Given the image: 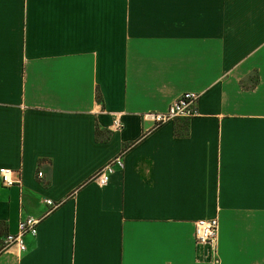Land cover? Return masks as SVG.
<instances>
[{"label": "crops", "instance_id": "obj_1", "mask_svg": "<svg viewBox=\"0 0 264 264\" xmlns=\"http://www.w3.org/2000/svg\"><path fill=\"white\" fill-rule=\"evenodd\" d=\"M2 167L0 264H264V0H0Z\"/></svg>", "mask_w": 264, "mask_h": 264}, {"label": "built area", "instance_id": "obj_2", "mask_svg": "<svg viewBox=\"0 0 264 264\" xmlns=\"http://www.w3.org/2000/svg\"><path fill=\"white\" fill-rule=\"evenodd\" d=\"M200 96L201 94L199 92H185L176 101H174L165 112H148L145 114V117L152 119L156 125L163 124L176 118L193 117L198 114V102ZM114 126L116 128H120L122 126L120 118H115ZM124 164L125 162L123 156H117L100 170H98V172L94 175V179L101 185H106L109 182L110 176L114 172V170L117 167H124ZM13 172V170H10L6 167L0 168V183L5 186H11L21 183V177H14ZM43 175V172H39L40 177H43ZM47 202L48 204L54 205L53 200H47ZM40 220V218L33 216L22 218L18 224V233H9L6 236L5 248L16 245L21 251L26 250L27 244L24 239L25 235H27L28 233L37 235L38 224L40 223ZM195 226V234L198 244L209 245L214 254V258L216 259L220 233L219 218H202L196 221Z\"/></svg>", "mask_w": 264, "mask_h": 264}, {"label": "trees", "instance_id": "obj_3", "mask_svg": "<svg viewBox=\"0 0 264 264\" xmlns=\"http://www.w3.org/2000/svg\"><path fill=\"white\" fill-rule=\"evenodd\" d=\"M98 99L101 100V101H103V96H102V94H101L100 91H98ZM0 231H2L1 228H0ZM1 252H2V250H0V253H1Z\"/></svg>", "mask_w": 264, "mask_h": 264}, {"label": "rangeland", "instance_id": "obj_4", "mask_svg": "<svg viewBox=\"0 0 264 264\" xmlns=\"http://www.w3.org/2000/svg\"><path fill=\"white\" fill-rule=\"evenodd\" d=\"M5 245H6V242H5V241H3V243H2V244H0V250L4 249Z\"/></svg>", "mask_w": 264, "mask_h": 264}]
</instances>
